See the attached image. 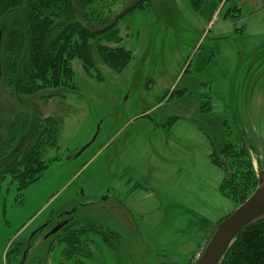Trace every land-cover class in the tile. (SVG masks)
I'll use <instances>...</instances> for the list:
<instances>
[{"label":"rangeland","instance_id":"obj_1","mask_svg":"<svg viewBox=\"0 0 264 264\" xmlns=\"http://www.w3.org/2000/svg\"><path fill=\"white\" fill-rule=\"evenodd\" d=\"M146 4L118 23L123 37L119 45L133 52L122 71L98 62L88 72L76 58L74 87L53 91L56 97L49 100L44 93L15 98L0 80V144L8 137L11 120L29 117L32 125L39 117L53 116L60 127L49 156L72 151L71 157L52 161L44 175L22 191L5 179L0 264H7L10 245L30 240L24 264H158L151 262L152 246L143 242L139 228L154 242L152 233L176 231L181 225L178 221L167 228L169 220L174 223L182 214L168 213L175 198L164 190L173 188L175 177L163 175L168 169L163 161L179 155L176 169L186 172L187 165L197 166L211 146L205 136L199 137L198 128L215 140L233 141L225 125L230 123L264 166V113L252 115L251 108L253 96L264 94V0ZM174 116L181 119L163 129L160 122ZM28 138L22 134L16 146L22 148ZM233 206L228 212L237 208ZM65 215L75 220L71 229L94 222L121 238L108 241L90 231L87 245L79 248L83 252L66 262V245L58 242L65 232L46 237Z\"/></svg>","mask_w":264,"mask_h":264},{"label":"trees","instance_id":"obj_2","mask_svg":"<svg viewBox=\"0 0 264 264\" xmlns=\"http://www.w3.org/2000/svg\"><path fill=\"white\" fill-rule=\"evenodd\" d=\"M131 1L0 0V80L8 85L15 98L44 93V100H49L56 97L53 91L74 87L72 62L76 58L81 59L88 72L97 67L98 62L122 71L133 58V52L119 45L123 37L118 23L134 10L147 7V0L129 10L116 24L99 29L109 25ZM170 123L171 120L167 125ZM225 125L229 129L227 135L233 137V141H218L208 135L212 145L210 158L223 171L220 192L239 206L257 188L258 171L244 138L234 132L230 123L225 122ZM59 127L60 121L53 116L39 117L32 125L29 117H17L8 123V137L0 144V162H3L0 165V193L6 178L22 191L38 181L52 161L72 156V151L49 156L50 149L57 146ZM24 133L29 138L19 149L16 145ZM70 217L64 216L65 219ZM52 218L47 221L51 223ZM220 221L208 231L200 252ZM74 222V218L70 219L59 230L65 232L58 237V242L66 245L63 251L66 262L76 260L75 256L83 252L79 248L87 245L90 231L104 234L108 241L112 236L120 238L116 232L108 231L110 234H107L98 229L94 222L71 229ZM32 243L30 240L27 244L10 245L6 253L7 264L10 261L19 263L21 255ZM53 247L54 243L49 250ZM195 261L194 257L189 264ZM219 264H264V215L252 220L237 234Z\"/></svg>","mask_w":264,"mask_h":264},{"label":"crops","instance_id":"obj_3","mask_svg":"<svg viewBox=\"0 0 264 264\" xmlns=\"http://www.w3.org/2000/svg\"><path fill=\"white\" fill-rule=\"evenodd\" d=\"M254 98L256 99L254 100ZM252 102L253 105L251 108L254 112L252 115L264 113V94L261 95L260 93V95H254ZM178 119H181V117L174 116L170 117L168 121L160 123L165 127L163 129H167L166 127H168L167 123L169 120H172L173 125ZM156 125H160L159 122H156ZM197 130L201 133L199 137L205 136L211 145L208 136L202 132L201 128H198ZM189 132L192 133L191 129ZM170 145V148L172 149L174 145ZM178 147L179 146H176V148ZM210 147L206 150V157L197 164V166L190 164L185 167V171L194 176V179L192 180L193 182L190 184L187 183V181L191 182L192 176H188L186 172L183 171V168L176 169L179 166V155H177L176 158L173 156L171 159L163 161V163L168 165V169L166 168L163 171V175L167 176V173H173V176L175 177L173 188L170 190H164V194L168 196V198H172L173 195L175 198L170 204L168 213L171 216H173L174 213L182 214L174 223L171 221L172 219L169 220L167 228L169 229L171 224L176 225L178 221L183 224L181 223L176 231H170V229L167 232L159 231L160 233L158 234L152 233L155 238L154 242H151L148 235L142 232L139 228L143 242L152 246L153 257H155V259L152 258V263H161V261H159V258H161V260L172 264H189L192 258L198 256L212 225L225 217V215H228V213H230L228 211H231L234 207L233 205L235 202L230 198L225 197L219 190V185L223 178V171L212 162L210 158L212 145ZM253 159L257 171L264 168V166L261 167L263 163L261 164L259 162L257 155L253 156ZM201 163L202 166H200ZM170 166L172 167L170 168ZM115 192L117 196L121 198L122 193L118 191ZM125 205L131 214L135 213L132 209L133 207H130V203ZM216 214H222L224 216H218L221 217L218 219L211 216ZM153 228H155V224Z\"/></svg>","mask_w":264,"mask_h":264},{"label":"water","instance_id":"obj_4","mask_svg":"<svg viewBox=\"0 0 264 264\" xmlns=\"http://www.w3.org/2000/svg\"><path fill=\"white\" fill-rule=\"evenodd\" d=\"M143 0H132L123 7L109 25L104 30L116 24L129 10L136 7ZM98 30V31H99ZM95 31V30H94ZM97 31V30H96ZM0 74H1V35H0ZM90 143L83 147L76 155H79ZM259 184L255 191L237 208L225 216L217 225L209 242L194 262V264H219L226 251L233 243L237 234L252 220L264 215V168L258 171ZM71 219V218H70ZM70 219H65L57 223L46 237L55 234L66 225ZM43 228V227H40ZM29 247L23 252L19 264H24Z\"/></svg>","mask_w":264,"mask_h":264},{"label":"flooded vegetation","instance_id":"obj_5","mask_svg":"<svg viewBox=\"0 0 264 264\" xmlns=\"http://www.w3.org/2000/svg\"><path fill=\"white\" fill-rule=\"evenodd\" d=\"M52 220H54V219L52 218V219H51V221H52ZM60 220H61V221H63V220H65V218H64V217H62Z\"/></svg>","mask_w":264,"mask_h":264}]
</instances>
